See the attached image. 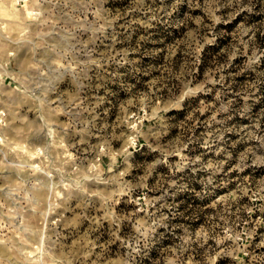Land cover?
<instances>
[{"label":"rangeland","instance_id":"rangeland-1","mask_svg":"<svg viewBox=\"0 0 264 264\" xmlns=\"http://www.w3.org/2000/svg\"><path fill=\"white\" fill-rule=\"evenodd\" d=\"M0 264H264V0H0Z\"/></svg>","mask_w":264,"mask_h":264},{"label":"trees","instance_id":"trees-1","mask_svg":"<svg viewBox=\"0 0 264 264\" xmlns=\"http://www.w3.org/2000/svg\"><path fill=\"white\" fill-rule=\"evenodd\" d=\"M218 49V47H206L203 52H202V56L200 58V65L198 67V72L196 73L195 76L198 77V79L202 78V75L204 73V70L206 69V67L208 66V63L210 62V60L212 59V56L214 55L215 51ZM202 98V95H199L198 97L192 99L191 101H193L194 103H197L200 101V99ZM189 102H185L183 109L180 111H174L172 110L171 112L168 113L169 116H177V117H183L186 114L187 111V104Z\"/></svg>","mask_w":264,"mask_h":264}]
</instances>
